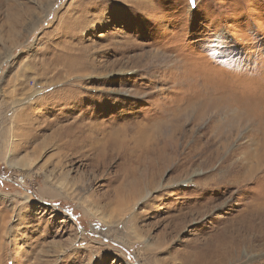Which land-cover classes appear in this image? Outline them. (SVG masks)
Segmentation results:
<instances>
[{"label":"rangeland","instance_id":"rangeland-1","mask_svg":"<svg viewBox=\"0 0 264 264\" xmlns=\"http://www.w3.org/2000/svg\"><path fill=\"white\" fill-rule=\"evenodd\" d=\"M262 57L264 0H0V264H264Z\"/></svg>","mask_w":264,"mask_h":264},{"label":"bare ground","instance_id":"bare-ground-1","mask_svg":"<svg viewBox=\"0 0 264 264\" xmlns=\"http://www.w3.org/2000/svg\"><path fill=\"white\" fill-rule=\"evenodd\" d=\"M36 22V21H35ZM35 22H33V24H35ZM14 24H16V23H14ZM14 24H13V26H14ZM27 26V25H26ZM238 171H236V173H237ZM239 175H233L232 176V180H230V181H232V182H238V180H237V178L238 179H240V180H242L243 181V174H241L239 177H238ZM224 177L225 178H227V176L226 175H224ZM142 179V178H141ZM139 177H138V179H132V181H130L129 182V186L127 185V187L128 188H126V190L128 189L129 191H132V193H133V197H135V200L136 199H139L140 197L142 198V197H144V196H146L147 194H148V192H149V190L146 188L144 191H142L143 189H141V188H139V189H137V187H141L142 186V184H143V182H142V180H141ZM214 183H218V182H222V181H224L223 179H211ZM229 182V181H228ZM228 182L227 181H225V182H223V183H225V184H228ZM154 183H155V181H152V182H150L149 183V185L151 186V185H154ZM239 183V182H238ZM231 184V183H230ZM153 187V186H152ZM125 191V190H124ZM145 193V194H144ZM144 194V196H142ZM124 196H126V195H124ZM138 197V198H137ZM115 200L117 201V204L116 205H119L120 204V202L121 201H123L124 202V204H125V202L126 201H129V200H123V199H119L118 198V196H116V198H115ZM130 203L131 202H129L125 207L127 208V207H129V205H130ZM115 204V203H114ZM261 203L259 202V197H258V199H257V202H256V205H255V207L254 208H252V207H250L251 205H249V206H247V207H245L242 211H241V213H240V219H241V221H237V222H235L234 223V225H233V227L232 228H225V231H226V233H230V235L231 236H233V235H237L238 237H239V243H241V239L242 238H245L246 239V237H248L249 238V240L250 239H252L253 241L255 240V241H257V240H261V238L263 237V235H261L260 234V232H259V229H258V227H259V224H260V222L262 221V220H264V213H262L261 212ZM131 207V206H130ZM113 210H115V211H117L116 213H117V215H124V210H125V208L123 207V208H118L117 206H114V208H112V211ZM111 211V210H110ZM126 212V211H125ZM129 212V211H128ZM130 212H132V211H130ZM109 213H111V212H109ZM192 213V212H191ZM110 215V214H109ZM108 215V216H109ZM188 215H192V214H190V213H188L187 215H184L183 217L185 218V217H187ZM112 216V215H111ZM116 216V215H115ZM181 218H183L182 217V215L180 214L179 215ZM178 216V217H179ZM114 217V216H113ZM116 218H118V217H116ZM124 218V217H123ZM183 218V219H184ZM108 221V220H107ZM110 222H112V221H110ZM251 223L252 224V226H250L249 224H247V223ZM133 223V222H132ZM134 233V232H133ZM211 235H212V239L210 238V236H207V237H205V238H203V239H201V240H199V242H195V248H199V249H201V250H204V249H206L208 246H210L211 245V249H213V246L214 245H216V243L219 241L218 240V236L217 237H215L214 236V234L213 233H211ZM136 236V235H135ZM136 237H138V236H136ZM235 238V237H234ZM139 239V238H138ZM209 240H212L211 241V243H210V241ZM218 240V241H217ZM231 240V239H230ZM230 240H228V241H230ZM201 241V242H200ZM217 241V242H216ZM223 246H224V249H227V244L226 243H223ZM193 247V246H192ZM188 248H190V247H188ZM229 249V248H228ZM227 249V250H228ZM236 249H237V247H236ZM213 251V250H212ZM198 253V252H197ZM193 255V254H192ZM234 255V253H232V251L230 250V251H228V257H231V256H233ZM190 257V256H189ZM190 262H191V264H203L202 262H200V261H197L196 259L195 260H193L192 258H191V260H190ZM206 262V261H205ZM208 264V263H207ZM210 264V263H209Z\"/></svg>","mask_w":264,"mask_h":264},{"label":"snow or ice","instance_id":"snow-or-ice-1","mask_svg":"<svg viewBox=\"0 0 264 264\" xmlns=\"http://www.w3.org/2000/svg\"><path fill=\"white\" fill-rule=\"evenodd\" d=\"M216 35L219 36V34H216ZM230 39H234V38H230ZM240 43L244 44L245 47H255L254 44H245L244 38H241ZM225 46H227V44H225ZM29 51H31V50H29ZM26 54H27V52L19 53L17 56V59H19L20 56L26 55ZM262 60H264V57H262ZM233 187H235V186L231 185L230 183H228V184L222 183L217 188L205 191L204 193H208V195L211 194L214 197L220 198L221 203L215 204L213 207H211L206 212L205 216L202 217L200 220L193 221L190 225H187L184 231L186 232L190 228L198 227L200 224L211 219L216 214V212L226 208L230 202L234 201L237 198V196L247 194L244 190L232 192ZM230 192H232L231 196H229ZM0 198H3L2 193H0ZM200 199H203V197H200ZM94 259H95V257H94Z\"/></svg>","mask_w":264,"mask_h":264}]
</instances>
